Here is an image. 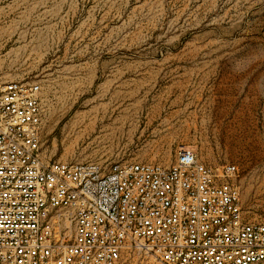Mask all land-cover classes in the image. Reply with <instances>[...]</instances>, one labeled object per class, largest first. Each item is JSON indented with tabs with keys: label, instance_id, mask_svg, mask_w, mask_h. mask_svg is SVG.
Segmentation results:
<instances>
[{
	"label": "rangeland",
	"instance_id": "1",
	"mask_svg": "<svg viewBox=\"0 0 264 264\" xmlns=\"http://www.w3.org/2000/svg\"><path fill=\"white\" fill-rule=\"evenodd\" d=\"M11 81L40 88L44 161L169 166L184 148L234 166L264 224V0H0Z\"/></svg>",
	"mask_w": 264,
	"mask_h": 264
},
{
	"label": "built area",
	"instance_id": "2",
	"mask_svg": "<svg viewBox=\"0 0 264 264\" xmlns=\"http://www.w3.org/2000/svg\"><path fill=\"white\" fill-rule=\"evenodd\" d=\"M35 83L0 88V264H264V224L246 221L232 165L180 149L169 166L44 161ZM68 236V238L65 237Z\"/></svg>",
	"mask_w": 264,
	"mask_h": 264
},
{
	"label": "bare ground",
	"instance_id": "3",
	"mask_svg": "<svg viewBox=\"0 0 264 264\" xmlns=\"http://www.w3.org/2000/svg\"><path fill=\"white\" fill-rule=\"evenodd\" d=\"M166 161H167V159H166Z\"/></svg>",
	"mask_w": 264,
	"mask_h": 264
}]
</instances>
